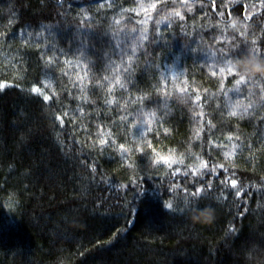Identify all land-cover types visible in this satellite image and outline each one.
Wrapping results in <instances>:
<instances>
[{"label":"trees","instance_id":"trees-1","mask_svg":"<svg viewBox=\"0 0 264 264\" xmlns=\"http://www.w3.org/2000/svg\"><path fill=\"white\" fill-rule=\"evenodd\" d=\"M102 2L0 0V264H264V97L245 90L232 103L255 108L230 115L238 76L209 58L240 41L264 53V0ZM201 162L227 171L172 176ZM207 184L210 221L165 207Z\"/></svg>","mask_w":264,"mask_h":264},{"label":"snow or ice","instance_id":"snow-or-ice-1","mask_svg":"<svg viewBox=\"0 0 264 264\" xmlns=\"http://www.w3.org/2000/svg\"><path fill=\"white\" fill-rule=\"evenodd\" d=\"M110 2H111V0H103V2L101 3V6L103 7L104 3H110ZM173 3H175V0H173ZM222 6H223V3H222ZM151 7L155 8L156 5L153 4V5H151ZM190 10H191V7L189 6V11ZM212 11L213 12L216 11L215 0H213ZM218 14L222 15L223 13L220 12ZM170 15H172V14H170ZM174 15L179 16L180 13L176 12V13H174ZM118 22L119 21H117V23ZM133 31H136V30L134 29ZM22 35H24V34L22 33ZM29 39H30V37H29ZM132 39H136V36H133ZM141 39H147L146 35H142ZM82 46H83V42H82ZM114 46L116 48H120L121 44H115ZM47 47L49 48L50 51L52 50L51 46H47ZM132 51L134 52L135 49H132ZM218 51H219L218 56L216 55V53H212V54H210V57H209L213 62V75H216L217 71L219 73L223 74L225 72V70H227L230 75H237L238 76V78L234 82V86L229 88L226 92H224V95L227 98L225 101V107H228L231 109L229 114L232 116H236L238 114H240V115L251 114L249 110L254 109L255 105L249 103L246 106H242L241 104H238V103H232V98L236 97L237 99H239L241 96H244L245 90H247L246 96L248 98H251V97L256 95V92L254 91V89H257V88L261 89V96L264 97V88L261 87L262 83H264V77H261L260 75H255V76H252L250 78L246 77V78L242 79L239 75V70L235 69L233 65H234L235 61H237L240 58L245 57L249 54L258 56L260 58H264V53H261L260 48L257 46L256 41H252L251 43H249L248 41H240L238 43L230 44L225 49H220ZM48 63H49V65H51V60L48 61ZM83 64H84V62L81 61L79 64H76L74 66L76 68H82L83 71L85 72V75H87V73H88V71H90V69L84 68ZM125 71H127V68H125ZM65 75L67 76L68 73H65ZM105 79H107V78H105ZM52 80H54V77H52L51 79H46L43 82L44 87L52 88L53 87ZM112 82H113L112 80H109V84H111ZM127 82H130V80H128ZM117 83L121 89H125V83H120V82H117ZM3 86L4 85H0V87H3ZM73 86L79 87L81 91H84L82 81L74 82ZM221 90H223V84H221ZM31 92L33 95H40L44 102H48L52 98L50 95L45 94L42 91L41 87L37 86V85H34L31 88ZM229 93H232V96H229L228 95ZM199 99H201V97L197 96L195 98V100L193 101L194 107L197 106L196 101H198ZM85 103H87V101H85ZM105 103L111 104V103H113V101L106 100ZM166 106L167 105L165 104V107ZM79 114L83 115V109L82 108L79 109ZM66 115H67V113H65V116ZM56 119L58 121H60V125L62 127L63 123H64V117L57 116ZM122 119L126 120L127 117H122ZM86 130L87 129H84V131H86ZM147 131H150V129L145 127V121H143V120L139 121L136 125V136L143 138ZM228 139L231 140V137H229ZM105 143H107V141L105 139L101 138L100 139V146H103ZM212 147H216V145L213 143ZM237 147H238V145L233 144V152L224 153L225 158H228L230 155H235V149ZM121 149L123 150V145H121ZM123 151L126 152V150H123ZM122 154H123V152H122ZM161 161L169 169H172L174 164H183L184 163L183 160H176V159H172L171 157H167V158L161 157L160 160L155 161V163H160ZM217 167L221 168L225 172L227 171V169H225L223 167V165L213 166V167L209 168V165L206 162H201L196 167L191 168V169L186 170V171H183V172L181 171L180 168H176L172 172V176L175 177V176L181 175V174H183L184 176H188L189 172H190L192 177H196L197 174L199 173L200 178L203 179L204 175L207 172L208 174H210L214 177H218L220 173L216 171ZM196 182H197L196 180H193L194 184ZM221 183L224 184L225 187H227L229 181L224 180V181H221ZM230 185H231L232 189H236L237 188V181L234 179L231 180ZM211 188H212V185L207 184L206 187L201 186V187L195 188L193 191H188V189H182L185 192L183 205L177 206L174 208L173 204L171 202H169L165 205V207L170 211L179 212L182 215H184L188 212H193L194 210H200L199 202L201 199H207L208 198L206 193L210 192ZM243 192H244L243 188H240L239 190H237L235 193L236 197L239 199V197L243 194ZM222 198L227 199V196L222 194V195L216 197L217 200H220ZM231 231H235V229H231Z\"/></svg>","mask_w":264,"mask_h":264},{"label":"clouds","instance_id":"clouds-1","mask_svg":"<svg viewBox=\"0 0 264 264\" xmlns=\"http://www.w3.org/2000/svg\"><path fill=\"white\" fill-rule=\"evenodd\" d=\"M240 70L248 75H260L264 76V58L253 59L251 55L242 57L238 61ZM213 209L205 207L204 209L194 210L192 219L193 220H207L210 221L213 217Z\"/></svg>","mask_w":264,"mask_h":264}]
</instances>
